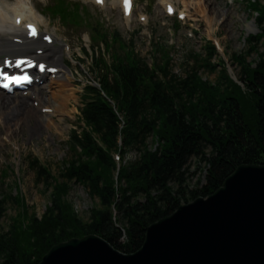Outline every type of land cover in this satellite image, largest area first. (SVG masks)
Returning <instances> with one entry per match:
<instances>
[{
  "label": "trees",
  "instance_id": "1",
  "mask_svg": "<svg viewBox=\"0 0 264 264\" xmlns=\"http://www.w3.org/2000/svg\"><path fill=\"white\" fill-rule=\"evenodd\" d=\"M254 7L262 33L249 38L247 52L233 56L244 87L225 70L215 83L196 72L182 80L166 61L157 66L162 80L134 57L117 60L114 80L103 77L114 105L89 90L96 99L82 111L86 128L73 133L78 156L63 163L58 177L35 165L37 181L51 190L41 218L20 197L2 193L0 228L9 204L19 210L9 231L0 233V264H38L54 246L93 234L125 254L135 253L151 225L209 197L239 167L264 165V5ZM252 53L258 61L247 62ZM115 153L121 155L120 170ZM130 153L135 158L128 161ZM193 159L207 168L205 183L198 180L196 187L190 184ZM73 184L98 200L88 222L68 201Z\"/></svg>",
  "mask_w": 264,
  "mask_h": 264
},
{
  "label": "rangeland",
  "instance_id": "2",
  "mask_svg": "<svg viewBox=\"0 0 264 264\" xmlns=\"http://www.w3.org/2000/svg\"><path fill=\"white\" fill-rule=\"evenodd\" d=\"M139 1L138 12H150L152 24L148 27H142L138 22H135L131 31L125 29L121 16L117 11L109 10L102 14L91 6H87L84 3L81 4L93 15L91 23L95 24L97 20L100 22L104 20L103 24L109 31H119L127 41L131 38V34L138 32L134 42L135 52L149 63L154 60L155 47L157 45L166 47L173 59V72L178 76H184V69L192 63V60L189 59L191 52H203L205 42L210 40L208 33L210 25L213 31H216L215 35L224 49L225 59L228 60L231 75L236 79L241 76V68L233 61L232 57L234 54L245 53L247 51L246 38L249 35L258 33L255 19L249 12L245 2L242 0H211L212 4H209L206 3L207 0H188L191 3H196L197 1L202 3L201 9L204 18L199 15L197 20L194 19L189 22L188 27L182 26L179 30L176 28L173 30L171 28L173 24L171 23L166 27L162 26L161 23L164 21V16L160 13L156 4L150 10H146L144 3L141 2L142 0ZM3 3H7L8 9L10 8V0H0V5ZM48 3V0H34L37 10L41 11ZM211 14H214V17L216 16L214 23L210 22V20H213L210 16ZM36 15L39 19H44L37 12ZM52 26L59 37L66 36L65 38L76 46L81 45L80 37L83 32H91L86 27L74 28L66 26L68 28L65 29L57 21L52 22ZM190 32L194 33V37H189ZM107 60L109 59L107 58ZM187 61H190V63L188 64ZM255 61H258L257 54L252 53L248 57L247 62ZM88 62L86 61V64ZM213 64L218 65L219 58L215 57ZM83 69L85 73H83ZM217 69L215 73H210L205 69L201 70L200 73L205 79L215 83L220 71V68ZM72 71L74 77L72 87L70 86L69 88L73 89L75 94L68 95L71 102L66 108V114L63 116L65 119L62 125L65 131L63 139L55 136L50 128H45L39 134L30 135L28 127L23 124L16 128L18 135H13L15 136L14 138L6 135L4 127L0 128V172L7 167H10L15 172V174H10L7 181L3 180L8 186L7 191L13 197L22 195L30 213L34 212L38 217H41L50 205L51 190L47 189L43 183L38 184L36 182V175L29 169L27 158L29 156L38 158L43 164L49 166L52 174L58 177L62 161L69 157L70 149L63 140H68L71 130L79 126L78 118L82 107L81 94L83 87L89 80V75H95L90 62L82 67H73ZM56 89L57 87L53 86L51 91L54 93ZM42 95L44 105L58 106V103L53 98L54 95L50 92H43ZM44 121L46 123V119ZM31 124H35V122L32 121ZM9 138L11 139L9 140ZM134 158L135 153H130L127 160L130 161ZM190 168L191 173H194L190 181L191 187H196L198 180H201L202 184H204L207 173L206 165L198 162L197 159H193ZM17 185L19 189H16ZM68 201L73 205L78 216L86 222L90 220L91 209L98 203V200L90 196L87 189L77 184L70 185ZM18 210V207L14 204L8 205V212L1 222L0 233L9 231L12 219L17 216Z\"/></svg>",
  "mask_w": 264,
  "mask_h": 264
},
{
  "label": "water",
  "instance_id": "3",
  "mask_svg": "<svg viewBox=\"0 0 264 264\" xmlns=\"http://www.w3.org/2000/svg\"><path fill=\"white\" fill-rule=\"evenodd\" d=\"M38 264H264V165L239 167L209 197L151 225L135 253L93 234L54 246Z\"/></svg>",
  "mask_w": 264,
  "mask_h": 264
},
{
  "label": "bare ground",
  "instance_id": "4",
  "mask_svg": "<svg viewBox=\"0 0 264 264\" xmlns=\"http://www.w3.org/2000/svg\"><path fill=\"white\" fill-rule=\"evenodd\" d=\"M24 2H26L27 0H23ZM206 3H211V0H207ZM192 9L194 10V12L190 11L189 14L193 15L195 17H198V14L201 15L202 18H204V15L202 13V9H201V5L202 3L200 2H196V3H192ZM0 5V8L4 7ZM29 10H32L31 7H29ZM217 10H219V8H217ZM219 12H221L219 10ZM219 15V14H218ZM211 18L213 20H210V22L214 23L215 21V17L214 14L210 15ZM3 21V20H1ZM5 25H8V32H5L4 34H2L0 32V36L3 37H9L12 36L13 34H18L20 33V31L18 29H16L13 25V23H6L5 24H0V28H4ZM210 27V35L214 36L216 31H213V29ZM8 47L10 49H12L13 51L16 50H21V48L15 46V45H8ZM2 50L0 49V52ZM51 58L50 56H47L49 59H51V61L55 64H57L58 66L61 67L62 69V74L63 76H65V81L62 84V89H66V87L71 86L72 83V72L71 70L67 69L64 66V59L63 56L61 54V52H55V53H51ZM67 92V91H66ZM65 92V93H66ZM74 95L73 92L69 93ZM62 95V96H58L57 94H55V96L53 97L55 102L58 103V107L55 106H44L41 105L44 101V99L42 97L40 98V105L38 107H34V105L32 104V106L29 104V101H31L30 99H24V98H20V97H10L8 100L6 98L2 99V105H1V114H0V120L3 119L4 123V130L6 135L12 136L13 138L15 136L13 135H18L16 128L20 127L21 125L25 124V126L28 127L29 130V134L30 135H35V134H39L41 131L45 130V128L47 129V124L45 123L44 119L49 118V115H42V112L39 111V107H41V109H51V108H55L56 110L54 111V113H66V108H68V106L70 105V97H68V95ZM1 97V95H0ZM50 100V99H49ZM34 121L35 124H31V122ZM50 121H52V119L49 118L48 124L50 123ZM49 128V127H48ZM11 139V138H10Z\"/></svg>",
  "mask_w": 264,
  "mask_h": 264
},
{
  "label": "snow or ice",
  "instance_id": "5",
  "mask_svg": "<svg viewBox=\"0 0 264 264\" xmlns=\"http://www.w3.org/2000/svg\"><path fill=\"white\" fill-rule=\"evenodd\" d=\"M125 4H126V7H128V6L130 5V0H125ZM27 27H28L29 30H30V34L33 35V36H35V35H36L35 27H34L33 25H31V24H29ZM6 63H9V64H10L11 62H6ZM23 63H25V61H23V60L17 62V67H19V65H20V64H23ZM29 63H30V62H29ZM40 67H41V70H43V65H41ZM4 78H5V79H9V77H8L7 75H5ZM11 79L19 80L20 78H19V77H11ZM24 79L27 80V79H29V78H28V77H24Z\"/></svg>",
  "mask_w": 264,
  "mask_h": 264
}]
</instances>
